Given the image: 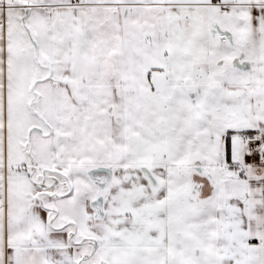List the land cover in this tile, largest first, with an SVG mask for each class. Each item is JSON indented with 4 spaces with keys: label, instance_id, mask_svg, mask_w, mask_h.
I'll return each instance as SVG.
<instances>
[{
    "label": "snow or ice",
    "instance_id": "obj_1",
    "mask_svg": "<svg viewBox=\"0 0 264 264\" xmlns=\"http://www.w3.org/2000/svg\"><path fill=\"white\" fill-rule=\"evenodd\" d=\"M0 264H264V0H0Z\"/></svg>",
    "mask_w": 264,
    "mask_h": 264
}]
</instances>
